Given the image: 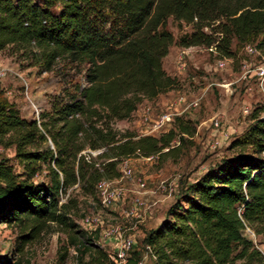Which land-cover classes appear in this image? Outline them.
I'll return each mask as SVG.
<instances>
[{
	"label": "trees",
	"instance_id": "trees-1",
	"mask_svg": "<svg viewBox=\"0 0 264 264\" xmlns=\"http://www.w3.org/2000/svg\"><path fill=\"white\" fill-rule=\"evenodd\" d=\"M170 18L193 27L176 42L181 48L214 47L219 59H234L236 42L264 54V0H0V53L11 50L41 72L60 61L86 67L85 85L55 97L38 120L0 99V148H14L19 167L0 161V226L19 228V254L55 225L89 255L86 264H115L97 231H82L72 219L76 200L61 199L75 186L95 195L99 182L121 176L125 159L167 156L176 129L193 135L179 117L158 136L119 137L112 128L144 100L180 89L163 66L175 44ZM254 121L231 143L235 154L189 184L147 234L154 264H264L244 236L264 222V119ZM44 173L46 181H36Z\"/></svg>",
	"mask_w": 264,
	"mask_h": 264
},
{
	"label": "rangeland",
	"instance_id": "rangeland-1",
	"mask_svg": "<svg viewBox=\"0 0 264 264\" xmlns=\"http://www.w3.org/2000/svg\"><path fill=\"white\" fill-rule=\"evenodd\" d=\"M167 30L174 36L175 44L164 59L163 66L168 74L180 80V89L161 95L153 101L144 100L130 119L116 121L112 128L119 137L130 133L142 137L150 124L147 118L156 119L163 111L176 112L177 97L184 95L189 101L201 99L200 107L178 116L194 129L193 135H183L176 129L178 136L167 156L158 157L152 162L141 157L131 158L135 175L148 183L150 192L146 197L147 202L157 201L154 197L168 196L169 193L172 197L164 206L157 205L152 216L145 222L126 216L138 196L135 193L136 186L131 181L124 182L125 196L111 208L101 204L98 193L86 195L79 186L70 189L61 199L62 203H68L69 199L76 200V204H72L70 209L72 219L82 231L93 235L97 231L99 241L104 231L111 226L120 227L126 238L134 239V247L124 264H139L141 261L144 264L155 263L145 243L147 234L165 220L168 209L189 184L235 154L229 150L231 143L246 134L255 123V116L264 119V90L257 78L251 77L247 72L249 67L264 63V54L259 49L260 54H250L247 51V46H255L254 44L235 42V58L229 59L224 68L219 67V57L216 58L206 48H189L182 68L179 58L184 48L179 47L176 42L186 34H191L193 27L170 18ZM205 32L210 31L206 28ZM85 70V66L60 61L53 71L41 72L38 67H31L29 62L13 54L11 50L2 52L0 99L13 103L22 118L28 121L38 120L42 113L50 111L55 97L74 93L77 86L85 85ZM214 118L221 121L224 130L232 133L228 140L222 139L219 133L213 134L211 123ZM217 140L221 141V145L215 147ZM177 143L180 145L177 146ZM3 160H9L19 169L14 148H0V161ZM36 181H46L45 173L37 177ZM86 217L99 218L104 226L91 230L83 223ZM19 235L18 227L0 226V264H58L60 255L66 249L69 252L65 264H86L89 260V255L79 254L76 247L71 245L70 233L55 225H51L37 241L27 246L23 254H19L16 248ZM244 236L264 253V222L257 228L248 227ZM105 250L111 251V248L105 247ZM81 252H84L83 248Z\"/></svg>",
	"mask_w": 264,
	"mask_h": 264
},
{
	"label": "built area",
	"instance_id": "built-area-1",
	"mask_svg": "<svg viewBox=\"0 0 264 264\" xmlns=\"http://www.w3.org/2000/svg\"><path fill=\"white\" fill-rule=\"evenodd\" d=\"M207 50L217 56L214 47H211ZM247 51L250 54H260L258 49L252 45L247 46ZM187 56L188 50L184 49L179 58L182 68L184 67L182 65H185L184 61L186 60ZM228 61L229 59H220L219 67L224 68ZM245 68H247L246 65ZM247 72L251 75V77L257 78L260 87L262 88V90H264V63H260L259 65L254 66L253 68L249 67ZM200 104L201 99L189 101L184 95L177 97L175 101V106L178 109L176 110V112L163 111L156 119L151 120L147 118L146 120L150 121V124H148V129L145 131L143 136H158L166 133L172 127V124L175 121L176 117L182 116L187 111L197 109L198 107H200ZM148 111L150 112V109ZM211 125L213 128V134L217 135L219 133L222 136V139L224 140H228L232 134L223 129L221 121L217 118H214L212 120ZM214 144L215 147L220 146L221 141L217 140ZM168 150L169 149H166L165 151ZM90 153L92 155H99L102 153V151ZM142 159L147 162H152L158 159V155ZM119 169L121 176L118 179L103 180L97 185V193L100 202L106 208H111L119 204L125 196V189L123 187L124 182L131 181L136 186L135 193L138 196L135 199L131 210L127 213L126 216L137 218L138 220H140V222H145L152 216L153 209L158 205V202H147L146 197L150 192L148 189V183L145 179H142L135 175V172L131 166V159L123 160L119 166ZM168 196L172 197V194L169 193ZM83 223L91 230L102 228L104 226V222L101 219L93 217H86ZM99 244L104 249L105 247L111 248V251H108V253L110 259L115 264H124L128 260L129 254L134 247L135 241L133 238H126L120 227L111 226L104 231L102 238L99 241ZM147 249L150 251L153 260L156 261L157 258L153 254L151 247L147 246ZM139 264H144V261H141Z\"/></svg>",
	"mask_w": 264,
	"mask_h": 264
},
{
	"label": "crops",
	"instance_id": "crops-1",
	"mask_svg": "<svg viewBox=\"0 0 264 264\" xmlns=\"http://www.w3.org/2000/svg\"><path fill=\"white\" fill-rule=\"evenodd\" d=\"M154 198H156L159 207L164 206V204H166L169 201V199H170L169 196H164V197L157 196V197H154Z\"/></svg>",
	"mask_w": 264,
	"mask_h": 264
}]
</instances>
